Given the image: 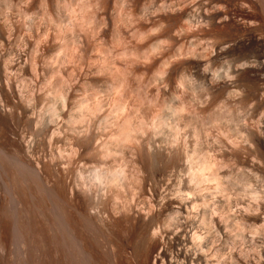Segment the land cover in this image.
Listing matches in <instances>:
<instances>
[{"label": "bare ground", "instance_id": "bare-ground-1", "mask_svg": "<svg viewBox=\"0 0 264 264\" xmlns=\"http://www.w3.org/2000/svg\"><path fill=\"white\" fill-rule=\"evenodd\" d=\"M230 101L264 120V0H0V264H264Z\"/></svg>", "mask_w": 264, "mask_h": 264}, {"label": "rangeland", "instance_id": "rangeland-1", "mask_svg": "<svg viewBox=\"0 0 264 264\" xmlns=\"http://www.w3.org/2000/svg\"><path fill=\"white\" fill-rule=\"evenodd\" d=\"M231 99H232V98H231ZM230 102H231V101H230ZM231 104H232V102H231ZM232 105H233L232 108L234 107V108H233V111H235L233 114L236 113V114H235L236 116H235V115H232V119H233V128H234L233 131H234V133H236V135H237V133H238V135H240L239 138L235 135L239 140H240V137H241V133H239L240 130H241V129H239V128H242V125H241V124H244V122L246 123L247 121H248L247 124H249V123L252 122V120H253V122H260V123L263 121V123H264V120H262V119L260 118V117H261V111L258 110L259 108H258V109L256 108V112H255L254 106L252 105L253 107H252L251 109L254 110V112H255V113H254L252 110L249 109L251 104H249V107H247L249 110H247V108H246L245 106L243 107V108H244V110H243L241 105H240L241 108H239L240 106L238 107L237 104H236L237 106L234 105V104H232ZM235 106H236V108H235ZM247 106H248V104H247ZM238 108H239V109H238ZM260 108L262 109V107H260ZM234 109H236V110H234ZM245 109H246L248 112H247ZM261 109H260V110H261ZM244 112H245V113H244ZM246 112H247L248 114H247ZM258 112H259V113H258ZM231 113H232V112H231ZM242 113H243V114H242ZM240 114H241V115H240ZM259 114H260V115H259ZM248 115H249V116H248ZM253 115H254V116H253ZM233 116H235V117H233ZM252 116H253V117H252ZM248 117H249V119H248ZM234 118H235V119H234ZM243 118H244V119H243ZM246 118H247L248 120H247ZM254 118H255V120H254ZM240 119H241V120H240ZM251 119H252V120H251ZM249 120H250L251 122H250ZM258 120H259V121H258ZM261 120H262V121H261ZM234 121H235V122H234ZM263 123H261V124L263 125ZM238 129H239V131H238ZM236 137H235V138H236ZM247 161H248V162H246V160H245V162L242 163V164H244V165H242V164L239 163V162H237L236 164H232V167L230 166V167H231L230 169H228V168H229V167H228L227 169L224 170V172H230V171L232 172V171H234V168H237V169H235L234 173H236V174H241V173H243V172L246 173V171H247L246 174H248V166H246L245 164H247V163L249 164L250 162H249V159H248ZM238 164H239V165H238ZM241 167H242L243 169H242ZM246 168H247V169H246ZM240 169H242V170H244V171H242V170H240ZM245 169H246V170H245ZM226 170H228V171H226ZM240 171H241V172H240ZM247 177H248V175H247ZM254 237H255L254 239L257 240V241L259 242L258 245H260V243H262L263 240H264V239H263V238H264L263 234H262V236L259 234V235L254 236ZM255 240H254V241H255ZM260 241H262V242H260ZM258 242H256V243H258ZM256 245H257V244H256ZM258 245H257V246H258Z\"/></svg>", "mask_w": 264, "mask_h": 264}]
</instances>
